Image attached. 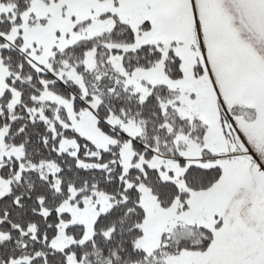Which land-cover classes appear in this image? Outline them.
Returning a JSON list of instances; mask_svg holds the SVG:
<instances>
[{"label":"snow or ice","instance_id":"snow-or-ice-1","mask_svg":"<svg viewBox=\"0 0 264 264\" xmlns=\"http://www.w3.org/2000/svg\"><path fill=\"white\" fill-rule=\"evenodd\" d=\"M0 264H264V0H0Z\"/></svg>","mask_w":264,"mask_h":264}]
</instances>
